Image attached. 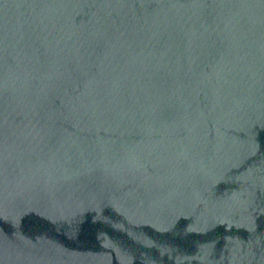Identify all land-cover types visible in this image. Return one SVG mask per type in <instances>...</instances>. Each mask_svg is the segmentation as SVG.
Masks as SVG:
<instances>
[{
    "label": "water",
    "instance_id": "95a60500",
    "mask_svg": "<svg viewBox=\"0 0 264 264\" xmlns=\"http://www.w3.org/2000/svg\"><path fill=\"white\" fill-rule=\"evenodd\" d=\"M0 264H264V0H0Z\"/></svg>",
    "mask_w": 264,
    "mask_h": 264
}]
</instances>
